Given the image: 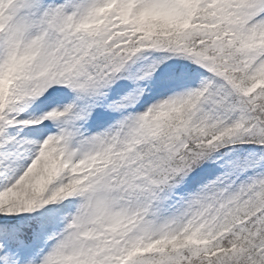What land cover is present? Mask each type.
Instances as JSON below:
<instances>
[{"label":"snow or ice","instance_id":"6c2138e0","mask_svg":"<svg viewBox=\"0 0 264 264\" xmlns=\"http://www.w3.org/2000/svg\"><path fill=\"white\" fill-rule=\"evenodd\" d=\"M0 264H264V0H0Z\"/></svg>","mask_w":264,"mask_h":264}]
</instances>
